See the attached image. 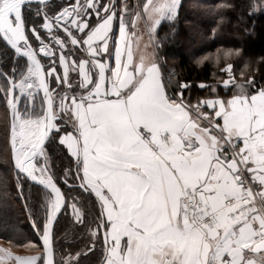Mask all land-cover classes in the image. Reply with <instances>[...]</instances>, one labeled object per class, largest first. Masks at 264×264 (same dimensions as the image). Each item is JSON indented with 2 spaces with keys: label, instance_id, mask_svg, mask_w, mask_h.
Listing matches in <instances>:
<instances>
[{
  "label": "snow or ice",
  "instance_id": "obj_1",
  "mask_svg": "<svg viewBox=\"0 0 264 264\" xmlns=\"http://www.w3.org/2000/svg\"><path fill=\"white\" fill-rule=\"evenodd\" d=\"M180 3L75 0L50 14L48 0H0V39L16 56L11 73L0 70L15 187L42 242L32 255L0 247V264H56L61 215L70 208L85 223L58 179L78 181L98 204L90 245L61 264H80L98 245L99 264H264V85L238 81L226 63L218 84L230 96L201 83L209 98L192 104L189 83L170 88L157 29ZM252 8L264 10V0ZM213 58L219 64L221 53L200 62ZM54 139L74 159L59 178L46 151ZM26 181L39 187L37 203ZM17 246L38 248L22 238Z\"/></svg>",
  "mask_w": 264,
  "mask_h": 264
},
{
  "label": "trees",
  "instance_id": "obj_2",
  "mask_svg": "<svg viewBox=\"0 0 264 264\" xmlns=\"http://www.w3.org/2000/svg\"><path fill=\"white\" fill-rule=\"evenodd\" d=\"M254 1L256 0H181L176 19L171 22L162 21L157 29L156 56L165 81L171 76L170 88L175 89L178 81L189 83V88L184 90L186 102L196 104L200 98H209L210 89L200 88L201 83L217 85V92L222 97L230 96L231 92H226L217 82L224 79V73L220 69L226 63L233 64V72L238 81L251 75L255 81L264 85V11L254 13ZM127 2L132 6V0ZM222 4L230 7H217ZM55 9L51 6L49 13L52 14ZM29 19L36 20L34 15ZM227 50H232L233 53L239 50V55L234 54L225 60L223 52ZM218 51L221 53L219 64L214 58L200 62L202 57H215ZM12 57V52L0 39V70L11 73L14 66ZM23 63L24 61H20L21 65ZM245 64L248 65L247 69ZM241 70L245 72V77L240 76ZM4 82V79L0 78V112L4 106ZM4 130L0 122V240L17 246L22 238L24 243L32 241L41 248L39 235L23 206L24 200L19 198L17 192L7 183L9 173L14 168L11 156L10 160L4 157ZM46 151L57 178L70 165L74 167V160L63 145L52 140L46 143ZM58 183L65 193L79 198L83 211L87 213L84 224L75 223L67 211L55 225V260L56 264H61L59 259L68 252L74 254L77 251H85L90 245L89 227H94L92 221L98 204H93L94 195L82 191L77 186V181H70L71 188L64 185L62 179H58ZM29 185L26 181L25 193L31 191L34 197L32 203H37L41 197L39 187L30 188ZM11 192L15 195L14 200L10 198ZM101 251L102 247L98 245L93 252L79 258L80 264H99Z\"/></svg>",
  "mask_w": 264,
  "mask_h": 264
},
{
  "label": "rangeland",
  "instance_id": "obj_3",
  "mask_svg": "<svg viewBox=\"0 0 264 264\" xmlns=\"http://www.w3.org/2000/svg\"><path fill=\"white\" fill-rule=\"evenodd\" d=\"M69 2H72L74 3L75 0H50L48 2V10L50 11L51 9V6H54L56 9L52 12V14H55L57 11H59L63 6H65L66 4H68ZM261 0H256L254 1V4H258L260 3ZM137 3V0H132V6L135 5ZM35 8H36V5H33L32 7V11L33 13L35 12ZM254 13H258L260 11H264V10H252ZM34 15V14H33ZM35 17V16H34ZM36 20H38V22L42 23V17L40 18H37L35 17ZM142 27V25H141ZM145 40H147V36L145 35L144 37ZM158 46V45H157ZM149 51H151V49H149ZM157 53V51H156ZM13 54V57H12V60L14 62V59H16V56L14 53ZM20 61H24L23 65L25 64L26 60H20ZM24 70L26 71V68H24ZM224 78H227L226 74L224 73ZM165 79V78H164ZM167 81V79H166ZM172 82V81H171ZM218 82V81H217ZM5 83V82H4ZM222 85V84H220ZM170 86V85H169ZM223 86V85H222ZM3 96H4V106L2 107V110L0 112V122L3 124V128L5 129L4 130V136H3V139H4V145H5V155L4 157L8 160H10V144H9V135H8V117H9V112H8V109L6 107V100H5V93L3 92ZM54 141H56L57 143H59L58 139H54ZM60 144V143H59ZM28 182V181H27ZM8 184H10L12 186V188L14 189V191L17 192L16 190V187H15V172L14 170L11 171V173H9V180L7 181ZM71 190V189H70ZM68 193V192H67ZM10 198L11 200H14L15 199V195L11 192L10 194ZM68 197H69V202H71V199L73 198L70 193H68ZM22 205H23V201L21 202ZM24 206V205H23ZM68 216L70 218H72V220L77 223L75 221V218L72 216V212H71V209L69 208L68 209ZM0 244H2L5 248H9L14 254H20V255H32V254H35V252L37 250H40L41 248L38 246L37 249H25L23 247H18V246H15V245H12L10 243H6V242H3L0 240ZM60 263H61V259H59Z\"/></svg>",
  "mask_w": 264,
  "mask_h": 264
},
{
  "label": "water",
  "instance_id": "obj_4",
  "mask_svg": "<svg viewBox=\"0 0 264 264\" xmlns=\"http://www.w3.org/2000/svg\"><path fill=\"white\" fill-rule=\"evenodd\" d=\"M50 0H48V2H49ZM33 5H35V4H33ZM2 40V39H1ZM2 42L6 45V47L12 52V53H14V50H12L11 48H10V46H8L7 44H6V42H4L3 40H2ZM15 54V53H14ZM24 60H26V58H24ZM41 95H42V93H41ZM9 120H10V114H9ZM46 143H47V141H46ZM11 161H12V159H11ZM12 165H13V168H14V164H13V161H12ZM30 184H31V182H29ZM78 181H77V186H78ZM38 187V186H37ZM81 189V188H80ZM82 191H83V189H81ZM39 243H40V246H41V248H42V242L40 241V239H39Z\"/></svg>",
  "mask_w": 264,
  "mask_h": 264
},
{
  "label": "crops",
  "instance_id": "obj_5",
  "mask_svg": "<svg viewBox=\"0 0 264 264\" xmlns=\"http://www.w3.org/2000/svg\"><path fill=\"white\" fill-rule=\"evenodd\" d=\"M118 2H119V0H118ZM114 32L116 33V35L118 36L119 35V32H118V23L116 24V25H114ZM110 44H111V42H110ZM112 63L114 64V60L112 61ZM62 71V70H61ZM75 74H73V76H74ZM65 147V146H64ZM65 149H66V147H65ZM67 150V149H66ZM73 159V158H72ZM74 160V159H73ZM0 247H3V248H5L2 244H0Z\"/></svg>",
  "mask_w": 264,
  "mask_h": 264
}]
</instances>
